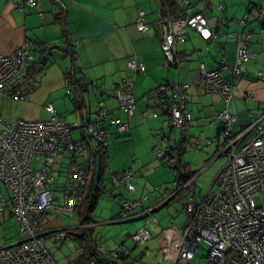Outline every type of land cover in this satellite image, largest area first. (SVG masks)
I'll list each match as a JSON object with an SVG mask.
<instances>
[{"label": "built area", "instance_id": "2783aa9c", "mask_svg": "<svg viewBox=\"0 0 264 264\" xmlns=\"http://www.w3.org/2000/svg\"><path fill=\"white\" fill-rule=\"evenodd\" d=\"M54 1L61 4L59 0ZM196 1L181 0L180 14L173 17L165 14L160 18V49L164 60L172 67H179L186 59L179 45L186 41L188 30L195 31L204 41L218 38L207 19L193 10L192 5ZM16 7L24 11L30 7L35 13L42 14L38 0H22ZM218 10H222V7H218ZM240 24L245 28L246 20H240ZM135 27L137 31L148 29L143 10L138 12ZM231 39L237 46L228 79V66L222 62L217 69L208 70L204 64L199 65L197 80L203 84L204 92L218 95L225 106L213 117L220 121L217 135L212 139L203 138L206 145L215 146L213 158L224 160L204 195L196 197L194 179L198 172L190 174L182 167L181 160L187 128L193 120L187 108L189 85L166 82L150 93V96L169 101V123L180 135L173 150H170L164 146L167 130L160 129L157 131L159 141L155 145L156 157L170 167L177 191L185 190L187 194L184 223L176 225L172 220L171 226L162 229L157 236L159 253L172 264H190L201 242L209 246L210 264H264V203L256 205L254 201V197L264 190V109L234 134L236 116L227 108L233 99V83L243 77L245 63L255 55L250 50L251 35L248 31L234 32ZM48 51L47 45L25 40L9 53H0V98L8 96L14 100H27V70L40 53ZM220 52L223 50L220 49ZM127 66L135 73L145 71L144 63L135 58L130 59ZM67 73L68 78L73 76L74 69H69ZM262 75L264 70L260 72ZM94 91L102 94L98 86L94 87ZM69 93L67 89L66 96ZM113 95L120 110L131 116L137 107L131 86H123ZM146 98L143 97V100L146 101ZM244 99L251 100L250 94L246 93ZM43 108L49 113L44 119L5 120L0 117V184L8 193L5 197L0 191V212L12 213L20 234L18 241L0 246V264H58L45 246V236L48 235V239L55 242L70 239V233L66 229L46 231L36 215L55 211L72 216L84 200L88 166L75 160L84 152V147L73 138L72 131L79 130L82 136L95 142H105L108 138L106 121L120 135L129 131V126L111 116L102 102L96 107L97 120L87 123L68 124L56 114L51 104L47 103ZM152 115L157 116L156 113ZM61 154L69 159V183L62 193L61 202L57 203L51 186L55 181L53 164ZM34 161L39 162V167H33ZM132 179L133 171L130 169L123 170L118 178V185L129 195L135 190ZM110 193L112 191L107 192ZM142 203L134 197H124L120 203L122 219L131 220V215L143 207ZM152 215L149 209H143L140 214L144 224L129 236L135 246L144 245L151 238L148 227L156 221L150 220ZM86 226L84 223L80 228ZM94 248L97 252L94 260L76 264H110L118 259L119 254H130V248L125 245L112 251L106 250L103 245Z\"/></svg>", "mask_w": 264, "mask_h": 264}, {"label": "crops", "instance_id": "0c3cea01", "mask_svg": "<svg viewBox=\"0 0 264 264\" xmlns=\"http://www.w3.org/2000/svg\"><path fill=\"white\" fill-rule=\"evenodd\" d=\"M20 1L0 0V53H9L25 40L50 45L51 50L46 66L37 70L27 82V100H14L8 96L0 98V117L5 120L44 119L49 116L43 108L48 103L66 123L89 122L95 119V106L101 101L111 116L129 126L128 133L120 135L114 126L108 124V169L103 182L107 191L102 195L112 191L109 196L118 198L119 207L115 215L119 216L121 197L127 193L122 188L116 189L115 185H118L123 170L133 171L135 190L132 197L143 201V207L131 215V220L125 222H136L141 220L139 216L143 209H149L154 214L182 191L185 192L183 199L186 200V191L178 192L174 180L168 186L165 176L158 180L157 177L145 175V172L146 164L150 166V160L146 162V149L148 152L154 151L159 141L158 130H167L165 148H173L178 141L176 129L169 123V101L150 96V93L166 82L188 83L187 108L193 120L187 128L185 141H190L191 149H205L203 157L206 158L196 165L199 168L195 171L191 170L190 164H182L188 172H198L194 179L196 197L204 195L224 160L214 159L215 146L205 145L200 139L217 135L220 121L213 117L225 106L218 95L204 92L203 84L197 80L199 65L204 64L209 70L217 68L222 62L230 68L235 60L237 46L231 40V35L242 30L250 32V50L255 56L246 63L245 77L234 85L233 99L227 107L236 116L234 134L238 133L251 121L252 116L264 109V75L260 76L264 70V0H208L207 10L222 14L224 19L217 27L211 26L203 10L197 8L202 1L197 0L192 5L193 10L207 19L209 26L217 31L218 38L204 41L195 31L188 30L186 41L179 45V50L187 57L180 68L166 63L160 49V18L165 14L172 17L180 14V0V10L176 15L169 13L163 0H59L61 4L54 0H38L41 15L30 7H26L25 11L17 8L16 4ZM220 6L222 10H218ZM140 10L146 15L148 29L145 31H137L135 27ZM243 19L248 21L245 28L240 24ZM69 49L74 54L72 59ZM132 58L144 63V73H134L127 66ZM69 69L75 70L74 74L80 82L74 83V75L67 80ZM229 71L227 69L226 73ZM91 81L101 88V95L94 93ZM126 85L131 86L137 101V108L131 116L120 110L113 95L115 90ZM67 89L70 90L68 96ZM246 93L250 94L251 100L244 99ZM145 96L146 101L143 100ZM153 113L157 116L153 117ZM74 131L78 135L73 138L82 141L81 132ZM122 140L131 142L133 146V142H137L139 149L143 147L141 154L135 155L130 143H121ZM75 160L85 163L87 156L83 152ZM160 164L168 167L164 161ZM53 171L54 176L60 172L55 167ZM67 181V174L64 181H59L55 176L51 189L57 197V203L61 202L57 193L62 196ZM80 208L89 209L88 203L82 202ZM172 220L175 223V219ZM19 238L15 217L9 211L0 212V246L14 243ZM123 264H126V260Z\"/></svg>", "mask_w": 264, "mask_h": 264}, {"label": "rangeland", "instance_id": "374dc122", "mask_svg": "<svg viewBox=\"0 0 264 264\" xmlns=\"http://www.w3.org/2000/svg\"><path fill=\"white\" fill-rule=\"evenodd\" d=\"M207 2L208 0L200 1L197 8L199 10H203L204 15L207 17L211 26L217 27V25H220L224 19L222 20V14L216 13L215 11H208ZM170 78L174 79V76H171ZM175 131L176 138L179 139V131ZM77 135V131H74L73 137H76ZM190 140L194 141L191 138ZM200 140H203L205 144V140L203 138ZM121 143H130L129 146H131L132 150L135 151V155H140L142 152L143 147L139 149L140 145H137V142H133L135 146H133L131 142H127V140H122ZM183 145H185V148L181 153L182 162L185 164H190L192 171L197 170L199 167H196V165L200 161H204L206 158L203 157V152L205 149H191L190 141H184ZM212 145L213 144L210 146ZM146 155V162L150 160V162L148 161L150 166H147L146 164L145 175L149 176L150 178L157 177L158 180L165 176L167 178L166 182H168V186H170L172 184L171 181L174 180L171 169L160 164L163 162V160L156 157L155 149L153 152H148L146 149ZM60 156L56 158L54 163L55 165L53 164V167H55L56 170L59 169L60 171L59 173H55V176L57 175V179L59 181H64L68 172L69 159L67 156ZM39 165L40 164L38 161L33 162V167L36 168L39 167ZM155 165L157 166L155 167ZM110 175L111 174H109V177ZM107 185H110L109 181H107ZM0 186L2 188L3 195L8 196L5 188L1 184ZM115 186L116 189L121 188L119 185ZM109 188H111V186L108 187V189ZM183 193L185 192L182 191V193L178 194L174 199H172L168 205L156 211L152 216L149 217L151 221H153V219L156 220L148 227L151 238L144 245L138 246H135L132 243V240L129 238V236L134 234L137 229L144 224V221L140 220L136 222H125V220H122L119 216L115 215L117 208L119 207L118 198L113 196L111 197L107 193L102 195L100 201H98L93 209L87 208L86 210H81L80 207L82 204L78 205L72 216L55 211H50L45 215L37 214L36 216L39 224L46 231L66 229L70 233V239H62L55 242L50 241L48 239V235L45 236V246L58 264L77 263L78 257L82 252L79 244L81 242V238L78 236L80 233L86 234V240L93 247L96 245H103L105 249L109 251L115 250L123 245L129 247L130 254L126 258V264H172L171 262L163 259L162 255L159 253L157 235L162 228L171 226L172 218L175 219L174 224L176 225H182L184 223V206L186 200L183 199ZM57 194L59 197H61V193ZM129 196L130 195H127V197ZM254 201L256 205H261L264 203V190L261 191L259 195L254 197ZM84 223L87 224V226L80 228V226ZM208 253L209 246L206 243L201 242L194 257L190 260V264H210L208 260Z\"/></svg>", "mask_w": 264, "mask_h": 264}, {"label": "trees", "instance_id": "16d2710c", "mask_svg": "<svg viewBox=\"0 0 264 264\" xmlns=\"http://www.w3.org/2000/svg\"><path fill=\"white\" fill-rule=\"evenodd\" d=\"M167 6V9L169 11V13L171 15H176L178 13V11L180 10V5H179V0H163ZM163 2V3H164ZM181 2V0H180ZM146 16V15H145ZM247 19H246V24H247ZM264 27V23L262 25ZM215 32L217 33V31L215 30ZM250 33V32H249ZM251 35V34H250ZM232 40V39H231ZM233 41V40H232ZM234 42V41H233ZM250 43H251V39H250ZM42 45H47V44H42ZM49 47V51L42 54L40 53L39 56H38V59L36 60V62H34L33 64H31L27 70V82L29 81V79L32 77V75L37 71L39 70L40 68L46 66L48 60H49V52L51 50V46L50 45H47ZM69 51V55H70V59L74 58V54H73V51L71 49L68 50ZM181 52V51H180ZM182 53V52H181ZM184 54V53H182ZM185 55V54H184ZM236 55V54H235ZM186 56V55H185ZM187 59V57H186ZM185 59V60H186ZM185 60L180 64L179 67H176V68H180L181 65L185 62ZM252 60V59H251ZM139 61V60H138ZM248 62V61H247ZM246 62V63H247ZM143 63V62H142ZM246 63H245V72H244V75L243 77L239 80L241 81L242 79H244L245 77V73H246ZM221 65V63L219 64V66ZM218 66V67H219ZM217 67V68H218ZM74 68V66H73ZM215 68V69H217ZM229 69V68H228ZM230 71H231V67H230ZM230 71L229 73L227 74L226 73V79L229 78L230 76ZM75 72V70H74ZM145 72V71H144ZM144 72H137V73H144ZM135 73V72H134ZM68 75V73H66V76ZM74 78V83H78L80 82V79H77L75 74L73 76ZM67 79H69L67 77ZM79 80V81H78ZM69 81V80H68ZM239 81L237 82H234L233 83V87L235 84H237ZM91 84H93V81H91ZM188 84V83H186ZM94 85V84H93ZM189 85V84H188ZM97 87V85L95 84L94 87ZM233 87H232V90H233ZM122 88V87H120ZM119 89V88H118ZM116 91V90H115ZM95 93V91H94ZM160 99H165V98H160ZM167 100V99H166ZM101 102V101H100ZM99 103V102H98ZM97 103V104H98ZM96 107L97 105L95 106V114H96V117L94 120H91L89 122H94L97 120V111H96ZM137 108V107H136ZM136 110V109H135ZM82 123H87V122H82ZM68 124H71V123H68ZM108 124H110L109 121H106V125L108 127ZM109 129V128H108ZM110 133V132H109ZM109 137V136H108ZM206 138V137H205ZM108 139V138H107ZM107 139L105 142H95L91 139H88V138H85L84 136L82 137V141H80L84 147V153L86 154L87 156V160H86V164L88 166V180H87V183L84 187V190H83V197H84V200L83 202H86L88 203V207L89 209H93L100 196L102 195L103 192H106L107 190L105 189L104 185H103V182H104V178H105V174L107 172V169H108V147H107ZM212 139V138H210ZM206 145V144H205ZM170 150H173L172 148ZM60 156V155H59ZM79 162V161H78ZM69 164V163H68ZM183 165V164H182ZM184 169L185 166L183 165L182 166ZM190 174H192L193 172H189ZM121 175V174H120ZM67 180H68V173H67ZM68 183H69V180L67 181V186L66 188L68 187ZM52 190V189H51ZM181 191V190H180ZM178 191V192H180ZM111 194V193H110ZM129 195V194H127ZM127 195H124L122 196L121 198L123 199L124 197L126 198H129L127 197ZM130 197H132V194L130 195ZM121 199V200H122ZM121 203V202H120ZM121 209V207H120ZM119 217L122 219L121 217V210H120V213H119ZM79 238H81V242L79 243L80 244V248H81V254L79 255L78 257V263H82V262H86V261H89V260H94L97 256V252L95 250V248L93 246L90 245V243H88V241L86 240V234L85 233H80L78 234ZM123 244V243H122ZM129 256V255H128ZM127 258V255H121L119 254L118 255V259L113 261L112 263L110 264H121L120 262H122V264L124 263V261L126 260Z\"/></svg>", "mask_w": 264, "mask_h": 264}]
</instances>
